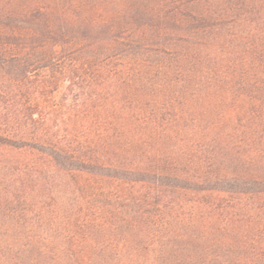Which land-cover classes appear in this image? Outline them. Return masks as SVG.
Returning <instances> with one entry per match:
<instances>
[{
    "label": "trees",
    "instance_id": "obj_1",
    "mask_svg": "<svg viewBox=\"0 0 264 264\" xmlns=\"http://www.w3.org/2000/svg\"><path fill=\"white\" fill-rule=\"evenodd\" d=\"M0 264H264V0H0Z\"/></svg>",
    "mask_w": 264,
    "mask_h": 264
},
{
    "label": "rangeland",
    "instance_id": "obj_2",
    "mask_svg": "<svg viewBox=\"0 0 264 264\" xmlns=\"http://www.w3.org/2000/svg\"><path fill=\"white\" fill-rule=\"evenodd\" d=\"M59 96H60V92L59 91L55 92V94H54L55 99H59Z\"/></svg>",
    "mask_w": 264,
    "mask_h": 264
}]
</instances>
